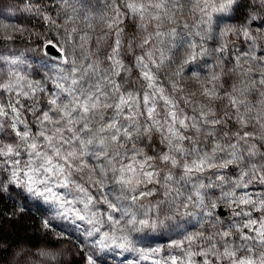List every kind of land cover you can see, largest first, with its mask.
I'll list each match as a JSON object with an SVG mask.
<instances>
[{"label":"snow or ice","instance_id":"6c2138e0","mask_svg":"<svg viewBox=\"0 0 264 264\" xmlns=\"http://www.w3.org/2000/svg\"><path fill=\"white\" fill-rule=\"evenodd\" d=\"M51 3L25 2L56 31L30 34L32 75L4 54L25 29L0 22V193L15 185L150 264H264V0H102L98 16ZM149 233L165 246L137 247Z\"/></svg>","mask_w":264,"mask_h":264},{"label":"rangeland","instance_id":"374dc122","mask_svg":"<svg viewBox=\"0 0 264 264\" xmlns=\"http://www.w3.org/2000/svg\"><path fill=\"white\" fill-rule=\"evenodd\" d=\"M25 2L26 0H0V22L25 29L23 33H16L15 41L3 42L7 48V51L4 52V54H22L25 63L21 65V70L29 75H32L33 69L39 68L40 56L43 53L39 51L40 41L38 38L30 34L40 32L48 38H53L56 36V31L54 29H50L39 16L25 11ZM27 2L33 5H39L53 15H55L57 11V7L52 5L51 0H27ZM243 2L248 3L250 0H243ZM84 3L92 5V8H90L89 11L93 15L98 16L101 12L105 11L102 0H84ZM77 8H79V5H77ZM251 10V8H244L240 18L235 22L239 23V21L244 19L246 14L251 12ZM184 18H186V16ZM258 22L259 21H256V23ZM253 30H256L254 25ZM0 67L7 71V65L0 64ZM166 71L167 69H165V72ZM161 75H163V73ZM187 79L188 77L186 76L185 80ZM191 87L195 90V85H191ZM3 177L4 174L0 173V179H3ZM254 190L259 191L264 189H261V187L257 185ZM91 191L95 196L100 198L104 195V193L97 192L95 188H92ZM105 191L110 192L111 186L106 188ZM5 193L19 201L22 205L39 212L44 221L50 220L55 226L53 228H55L56 231L65 239L61 245L55 248H17L11 255L9 261L10 264H66L72 256L76 255V253L80 251L84 254L83 264H87V257L92 253L95 254L94 258L96 259L97 264H150V262L141 261L139 256L131 251H124L111 246L103 249L100 248L96 243V241L100 239L99 234L93 237L86 236V232L90 228V225L76 220L74 217L57 216L58 209L55 205L33 198L23 189L16 188L15 185L11 186V191ZM224 210L227 211L226 208ZM224 218L225 220L229 219L227 215L224 216ZM191 219L192 223L196 222L195 217ZM133 235L135 236L137 234ZM158 235L159 234L149 233L148 238L136 241L137 247L165 246L167 238H155ZM40 250H46L56 254V260L42 259L37 255Z\"/></svg>","mask_w":264,"mask_h":264},{"label":"trees","instance_id":"16d2710c","mask_svg":"<svg viewBox=\"0 0 264 264\" xmlns=\"http://www.w3.org/2000/svg\"><path fill=\"white\" fill-rule=\"evenodd\" d=\"M43 223L39 212L5 192L0 193V264H10L17 248H55L65 241L55 228H45ZM83 256V252H77L66 264H83Z\"/></svg>","mask_w":264,"mask_h":264},{"label":"water","instance_id":"95a60500","mask_svg":"<svg viewBox=\"0 0 264 264\" xmlns=\"http://www.w3.org/2000/svg\"><path fill=\"white\" fill-rule=\"evenodd\" d=\"M218 212H221L220 209H218ZM222 215L226 216L227 215V211L223 209V211L221 212Z\"/></svg>","mask_w":264,"mask_h":264}]
</instances>
